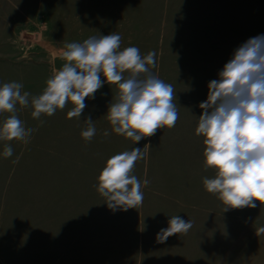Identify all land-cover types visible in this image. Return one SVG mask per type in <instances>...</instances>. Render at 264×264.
<instances>
[{
    "label": "rangeland",
    "instance_id": "rangeland-1",
    "mask_svg": "<svg viewBox=\"0 0 264 264\" xmlns=\"http://www.w3.org/2000/svg\"><path fill=\"white\" fill-rule=\"evenodd\" d=\"M112 33L121 50L156 53L150 71L173 86L175 127L138 143L112 132L115 84L86 98L80 118H68L70 101L39 119L17 104L34 131L27 143L0 141V264H220L246 226L264 222V204L223 211L205 190L203 179L216 170L204 167V137L195 132L209 82L234 49L264 35V0H0V85L16 81L29 99L38 96L67 43ZM8 115L0 113V123ZM89 116L96 134L86 141ZM5 144L11 157L3 156ZM133 147L144 153L132 172L143 202L113 211L97 177L111 156ZM176 215L192 228L157 242Z\"/></svg>",
    "mask_w": 264,
    "mask_h": 264
},
{
    "label": "clouds",
    "instance_id": "clouds-1",
    "mask_svg": "<svg viewBox=\"0 0 264 264\" xmlns=\"http://www.w3.org/2000/svg\"><path fill=\"white\" fill-rule=\"evenodd\" d=\"M155 57V52L142 56L135 46L121 50V36L116 33L67 43L59 58L62 66L47 79L42 94L29 99L22 83L0 85V113L10 114L0 123V141L27 143L34 131L26 129L16 115L17 104L31 106V116L39 119L42 114L52 116L63 110L70 101L74 107L68 118H80L85 99H93L104 83L118 88L107 111L112 132L138 143L158 129L175 127L179 118L173 102L176 94L171 84L150 71L149 66L156 65ZM199 108L202 113L195 132L204 137V167L216 170L214 178L203 179L205 190L217 195L225 206L223 211L264 204V35L249 38L234 49L218 79L209 82L207 99ZM84 122L87 128L81 136L91 141L96 134L91 116ZM103 135L110 133L105 130ZM12 155L13 148L5 144L3 156ZM143 155L140 147H133L106 161L96 187L109 209H136L142 204L141 181L132 172ZM192 226L190 220L173 216L157 234V242L186 234ZM257 231L264 233V227Z\"/></svg>",
    "mask_w": 264,
    "mask_h": 264
},
{
    "label": "crops",
    "instance_id": "crops-1",
    "mask_svg": "<svg viewBox=\"0 0 264 264\" xmlns=\"http://www.w3.org/2000/svg\"><path fill=\"white\" fill-rule=\"evenodd\" d=\"M264 227L246 226L220 264H264V233L257 230Z\"/></svg>",
    "mask_w": 264,
    "mask_h": 264
},
{
    "label": "water",
    "instance_id": "water-1",
    "mask_svg": "<svg viewBox=\"0 0 264 264\" xmlns=\"http://www.w3.org/2000/svg\"><path fill=\"white\" fill-rule=\"evenodd\" d=\"M53 65H54L55 69H56V67H57V69H59L62 66V61H60V59L57 58L53 61Z\"/></svg>",
    "mask_w": 264,
    "mask_h": 264
}]
</instances>
